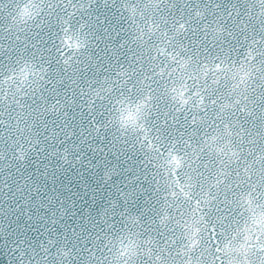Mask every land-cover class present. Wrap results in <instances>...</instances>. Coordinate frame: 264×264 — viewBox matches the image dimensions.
<instances>
[{
	"label": "snow or ice",
	"instance_id": "snow-or-ice-1",
	"mask_svg": "<svg viewBox=\"0 0 264 264\" xmlns=\"http://www.w3.org/2000/svg\"><path fill=\"white\" fill-rule=\"evenodd\" d=\"M0 264H264V0H0Z\"/></svg>",
	"mask_w": 264,
	"mask_h": 264
}]
</instances>
